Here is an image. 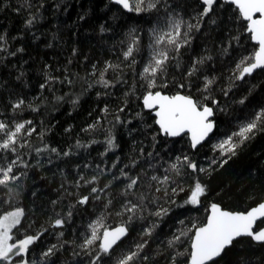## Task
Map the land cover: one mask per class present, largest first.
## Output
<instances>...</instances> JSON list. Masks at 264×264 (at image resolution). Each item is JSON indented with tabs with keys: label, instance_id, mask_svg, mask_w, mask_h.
Masks as SVG:
<instances>
[{
	"label": "snow or ice",
	"instance_id": "obj_1",
	"mask_svg": "<svg viewBox=\"0 0 264 264\" xmlns=\"http://www.w3.org/2000/svg\"><path fill=\"white\" fill-rule=\"evenodd\" d=\"M195 5L187 13V6L176 0H108L105 8L112 13V23L99 24L98 34L103 38L121 29V38L111 45L112 50L119 48L115 61L106 59L103 66L100 61L91 63L81 76L70 68L83 55L73 46L63 66L42 67L40 94L31 99L17 93L11 81L0 80V264H160L161 259L164 264H237L230 256L237 245L247 240L264 247V191L259 197L250 194L248 199L255 203L244 209L215 201L205 205L209 187L200 179L264 134V101L212 145L221 159L209 158L205 167L190 154L217 131V113L228 111L229 106L214 95L223 79V73L213 74L217 58L231 64L227 84L220 87L224 98L247 84V78L264 73V0H195ZM69 6L58 2L55 9L66 12ZM48 7L45 0H26L16 8L18 13H28L25 31L43 20ZM88 15L78 14L75 24L87 23ZM33 38L39 39L35 33ZM199 38L212 39V47L196 52ZM20 39L7 31L0 34L4 67L12 64L10 57L25 52L23 46L10 43ZM83 60L87 63L89 57L83 55ZM12 67L16 72L9 75L22 82L23 67ZM57 83L70 91L57 95ZM77 85L79 93L72 91ZM97 87L101 89L95 93L97 101L105 99L100 115L81 128L91 137L87 141L77 136L66 149L53 147L45 137L54 126L43 119L37 125L24 118L25 112L39 114L49 104L57 108L69 103L75 109ZM255 88H246L234 103L246 105ZM45 92L51 93V99ZM72 131V125L64 129ZM125 133L128 151L117 155L123 152L119 137ZM176 138H186L188 145L179 155L170 147ZM93 145L103 148L98 162L75 163L74 175L59 169L60 184L54 189L55 199L48 201L49 208L25 206L26 191L33 205L39 199L38 191L27 184L31 173L47 183L48 177L40 171L46 165L66 163ZM173 206H191L189 210L197 212L203 208L204 216L173 221ZM83 213L89 215L84 230L71 228L75 216ZM53 234L55 243L48 239Z\"/></svg>",
	"mask_w": 264,
	"mask_h": 264
},
{
	"label": "trees",
	"instance_id": "obj_2",
	"mask_svg": "<svg viewBox=\"0 0 264 264\" xmlns=\"http://www.w3.org/2000/svg\"><path fill=\"white\" fill-rule=\"evenodd\" d=\"M25 2L26 0H0V34L7 31L10 37H23L20 40H10V43L13 47L23 46L25 52L20 54L19 57H10L9 59L12 61V64H9L7 67L0 64V80L7 79L11 81L17 93L26 96L28 99L39 95V84L43 82L42 67L45 64H50L53 68L63 66L70 56L69 50L73 46L81 49L83 55L89 57V61L85 63L83 55H81L79 60H74L70 66L71 71L79 72L81 76L84 75L85 67L90 69L91 63L100 61L101 66H103L102 62L104 60L115 61L117 56H119V48L112 50L111 45L114 41H118L121 38V29L116 28L114 33H106L103 38L98 34L99 24L105 21L112 23L110 20L112 13L107 12L105 8L108 0H45L46 5L49 7L43 13L44 18L38 21L30 31H25L24 29L25 20L28 15L27 11L22 10L19 13L16 11V8ZM58 2L70 5L66 12L56 11L55 4ZM6 3H11L12 7L5 8L4 5ZM176 3L178 5H186L187 13H191L193 7L196 6L195 0H176ZM113 10L115 11V9ZM83 12H88L89 14L87 23L81 22L82 26L76 25L77 15ZM57 28L59 29L58 32ZM74 32L78 34L73 35ZM33 33L39 39H34ZM53 33L57 34L56 39H53ZM49 43L53 46L48 47L47 44ZM145 43H147V37H145ZM205 46L211 48L212 39L199 38L194 44L196 52H201ZM146 54L145 51L144 55ZM24 61H27V63L25 64ZM13 64L21 65L26 72V76L22 82L15 81L14 75H9L10 71L16 72V69L12 67ZM230 66L231 64L226 58L222 60L218 57L215 61V72L213 73L218 76L223 73V79L215 86L214 95L221 100L222 105L227 104L229 106L228 111L226 113H217V131L210 137L209 141L202 147H199L196 153H190L194 159L198 160L205 167L208 165L209 158L215 157L221 159L218 152H213L212 145L222 138L223 134L234 130L239 120L250 117L253 108L264 101V73L254 74L253 77L247 78L248 83L243 84L234 95H230L228 98L222 96L220 87L227 84ZM55 74L59 75V73ZM253 85L256 86L255 91L249 97L246 105L234 103L235 100L246 94V88ZM55 88L57 89V95H63L70 91L67 86H61L58 83L55 85ZM100 90L97 87L85 94L81 99L80 105L75 109L69 103H62L57 108H53L49 104L46 108L42 107L39 114L25 112L24 118L33 119L37 125H39L41 119L44 120L46 125L49 123L53 125L52 131L45 137L46 141L53 147L66 149L68 145L74 144L77 136L84 141L91 138L89 134L82 132L81 128L87 127L88 124L92 123L100 115V109L103 107L102 101L105 99L101 97V100L97 101L95 93ZM72 91L79 93L81 91L80 86L77 85ZM119 91V89L116 90L117 94H119ZM44 95L51 99V93L45 92ZM90 112L92 113L91 116H89ZM134 123L136 122L134 121ZM69 125L73 126V131L70 134L64 132V129ZM119 131L123 132V129ZM96 138L103 139L99 135ZM119 138L124 145V149L123 152H118L117 155L123 156L128 151V137L125 133ZM176 139L177 142L174 146L170 145V147H172L175 155H179L181 151H187L188 145L186 138L183 140L180 138ZM32 142L34 144L37 143L35 134L32 137ZM100 151H103L101 146L93 145L87 151L81 150L79 156L68 159L66 163L57 161L59 167H57V164L46 165L45 169L40 171L44 176L48 177L47 183L40 180L38 173H31L32 179L27 181V184L30 188L38 191L39 199H36L35 205H33V198L26 191L24 193V196L27 197L24 200L25 206L29 208L35 206L39 209L43 204L45 208H49L48 201L49 199H55L54 189L60 184L59 169H65L69 174L74 175L73 169L75 163L79 162L82 164L85 160H96L98 162V152ZM214 167L215 171L210 176L200 175L202 182L209 187V194L203 201L205 205L213 201L234 209H244L250 205H254L255 201L249 200L248 196L255 193L259 197L262 191H264V134L257 135L254 140L248 143L238 155L232 157L222 168ZM182 201L183 196L178 202L182 203ZM65 204H67V201H65ZM189 209H191V206H185L184 208L173 206V221L177 218L186 219L189 216L203 218V208H200L199 212ZM88 219V213L76 215L71 228H78L80 231H83V225L88 222ZM109 223H113V221L109 220ZM175 226L178 227V225ZM164 231L168 232L169 227H165ZM65 234L68 236V231ZM135 235L136 233L133 232V238H135ZM48 239L52 243L56 242L54 234L49 236ZM69 239H71V236H69ZM153 247H156V245L154 244ZM230 256L237 264H241V261L246 262V264H264V247L252 244L246 240L242 246L237 245ZM160 264H164L163 259L160 260Z\"/></svg>",
	"mask_w": 264,
	"mask_h": 264
},
{
	"label": "water",
	"instance_id": "obj_3",
	"mask_svg": "<svg viewBox=\"0 0 264 264\" xmlns=\"http://www.w3.org/2000/svg\"><path fill=\"white\" fill-rule=\"evenodd\" d=\"M212 135H213V134H212ZM212 135H211V136H212ZM211 136H210V137H211ZM206 142H207V141H206ZM206 142H204V144H205Z\"/></svg>",
	"mask_w": 264,
	"mask_h": 264
}]
</instances>
